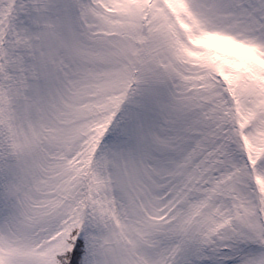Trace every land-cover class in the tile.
Segmentation results:
<instances>
[{"label":"snow or ice","instance_id":"6c2138e0","mask_svg":"<svg viewBox=\"0 0 264 264\" xmlns=\"http://www.w3.org/2000/svg\"><path fill=\"white\" fill-rule=\"evenodd\" d=\"M0 264H264V0H0Z\"/></svg>","mask_w":264,"mask_h":264}]
</instances>
